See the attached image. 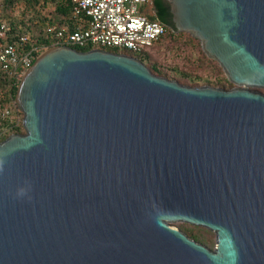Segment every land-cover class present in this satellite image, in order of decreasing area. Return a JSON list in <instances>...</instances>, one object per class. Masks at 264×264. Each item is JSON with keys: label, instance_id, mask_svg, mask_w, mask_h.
I'll return each mask as SVG.
<instances>
[{"label": "water", "instance_id": "water-1", "mask_svg": "<svg viewBox=\"0 0 264 264\" xmlns=\"http://www.w3.org/2000/svg\"><path fill=\"white\" fill-rule=\"evenodd\" d=\"M165 1L236 87L44 52L18 88L25 133L0 142V264H264V0Z\"/></svg>", "mask_w": 264, "mask_h": 264}, {"label": "built area", "instance_id": "built-area-1", "mask_svg": "<svg viewBox=\"0 0 264 264\" xmlns=\"http://www.w3.org/2000/svg\"><path fill=\"white\" fill-rule=\"evenodd\" d=\"M79 29L69 24L50 26V41L54 47L114 48L142 53L149 51L166 34V27L152 21L148 11L151 0H71ZM3 36V35H2ZM24 37L23 42H28ZM47 45L31 50L13 45H0V76L22 80L36 60L51 49ZM20 109L15 100L2 110L10 126L0 133L7 135L19 125ZM24 114V113H23ZM14 123H16L14 126ZM24 122V121H23ZM24 125V123H23ZM25 129V128H24Z\"/></svg>", "mask_w": 264, "mask_h": 264}, {"label": "trees", "instance_id": "trees-1", "mask_svg": "<svg viewBox=\"0 0 264 264\" xmlns=\"http://www.w3.org/2000/svg\"><path fill=\"white\" fill-rule=\"evenodd\" d=\"M17 4H21L24 7L21 18H12L4 14V12L8 9H13ZM3 5L4 11L0 12V45H13L19 46V48H23L25 50H31L34 47H40L45 44L51 48L53 43L50 41V26L53 24H69L74 30L79 29L78 18L75 16L71 0H4ZM41 5L42 12L38 9ZM154 5L157 10V15L150 17V19L165 25L166 34L152 47L151 50L144 51L142 53L114 48H101V50L138 58L152 71L153 74L178 81L186 86H213L215 88L230 89L224 84L228 83V85L231 86L233 84L227 77H224L223 80H219L216 83H212L209 80L205 81V79L200 76H193L192 74L184 72L179 68L166 67L156 61L152 54L153 50L162 45L165 42V39L170 38L171 41H173L176 40L179 35H177V29L172 22V15L168 4L164 0H154ZM46 6L54 7L55 10L52 15L46 16L44 14L45 12L43 7L45 8ZM24 37H29V41L23 42ZM73 48L80 52L95 50L92 47ZM20 83L21 80L12 78L9 75L0 76V133H2L5 128L10 126V122L3 117L2 110L10 106V104L16 100ZM23 121L24 114L21 113L19 125L12 128L7 135L0 136V142L5 141L14 134H24L25 129ZM13 124L16 126V123L13 122ZM185 230L192 239L202 244L205 243L203 237L199 234H196L194 231L189 229Z\"/></svg>", "mask_w": 264, "mask_h": 264}, {"label": "rangeland", "instance_id": "rangeland-1", "mask_svg": "<svg viewBox=\"0 0 264 264\" xmlns=\"http://www.w3.org/2000/svg\"><path fill=\"white\" fill-rule=\"evenodd\" d=\"M3 4L4 0H0V12L4 11ZM38 9L42 12V5L39 6ZM43 9L46 16L52 15L55 10L53 6H46L45 8L43 7ZM23 11V5L17 4L13 9H8L4 12V14L12 18H21ZM177 35L179 36L176 40L171 41L170 38H167L162 45L153 50L152 54L156 61L166 67L179 68L193 76H200L204 78L205 81L209 80L212 83H216L219 80H223L224 77H227L221 65L204 52L200 40L186 32H178ZM224 84L230 89L236 87L235 84H232V86L228 85V83ZM251 89L264 93V89ZM175 225L183 229L194 231L196 234L203 237L205 242L204 245L212 250L216 248V235L214 232L206 228L196 227L186 223H175Z\"/></svg>", "mask_w": 264, "mask_h": 264}, {"label": "flooded vegetation", "instance_id": "flooded-vegetation-1", "mask_svg": "<svg viewBox=\"0 0 264 264\" xmlns=\"http://www.w3.org/2000/svg\"><path fill=\"white\" fill-rule=\"evenodd\" d=\"M164 1H165V0H164ZM165 2H166V1H165ZM151 4H152V7L149 9L148 13L151 14V15H153V16H156V15H157V10H156L155 5H154V0H151ZM171 15H172V14H171ZM172 22H173V16H172ZM173 23H174V22H173ZM172 226H174V227L180 229L181 231H183L184 233H186V234L189 236L188 232H186L185 229H183V228H181V227H178L177 225H175V223L172 224ZM189 237H190V236H189Z\"/></svg>", "mask_w": 264, "mask_h": 264}, {"label": "clouds", "instance_id": "clouds-1", "mask_svg": "<svg viewBox=\"0 0 264 264\" xmlns=\"http://www.w3.org/2000/svg\"><path fill=\"white\" fill-rule=\"evenodd\" d=\"M4 161L3 160H0V173H2L3 172V170H4ZM28 190H30V187H29V189H25V188H23V187H21L20 189H18V191H17V196L18 197H23V196H25L26 194H27V191Z\"/></svg>", "mask_w": 264, "mask_h": 264}]
</instances>
